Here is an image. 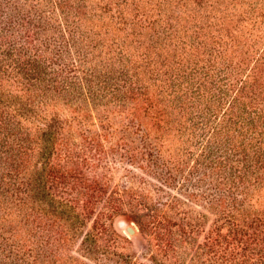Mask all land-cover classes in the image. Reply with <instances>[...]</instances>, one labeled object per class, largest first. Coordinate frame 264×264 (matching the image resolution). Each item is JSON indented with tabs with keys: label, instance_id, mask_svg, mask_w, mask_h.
Returning <instances> with one entry per match:
<instances>
[{
	"label": "trees",
	"instance_id": "16d2710c",
	"mask_svg": "<svg viewBox=\"0 0 264 264\" xmlns=\"http://www.w3.org/2000/svg\"><path fill=\"white\" fill-rule=\"evenodd\" d=\"M255 4L0 0V264H87L60 248L81 237L90 260L128 215L157 251L188 250L180 242L207 224L191 205L215 218L188 264H264V32L245 37L264 17ZM121 164L143 177L124 169L104 229L83 232Z\"/></svg>",
	"mask_w": 264,
	"mask_h": 264
},
{
	"label": "rangeland",
	"instance_id": "374dc122",
	"mask_svg": "<svg viewBox=\"0 0 264 264\" xmlns=\"http://www.w3.org/2000/svg\"><path fill=\"white\" fill-rule=\"evenodd\" d=\"M256 2L255 4V15L257 14L262 15L264 13V0H254ZM262 20V23L261 21ZM260 21V22H258ZM248 31L245 35V37L249 36V33H252L253 36L260 34L261 32H264V17H258L257 16V24L255 28L251 30V26H247ZM240 40L244 41L243 39L240 38ZM264 39L262 38V41ZM259 43V41L257 42ZM261 43V41H260ZM261 48L264 47L263 45H260ZM260 48V49H261ZM119 120V117L114 118L113 122H117ZM114 170L108 174V179H103L102 187H104L105 192L104 194L100 195L101 199L96 198L92 200L93 203H91V206L95 208V212L91 216V220H89L88 224L86 227H84V231L92 228V232L96 233L93 230V221H97V225L95 227L96 231H102L104 228L102 227V224H100V217L102 218L101 214L104 212V208L102 206L106 202V199L108 198V195H111L113 190H115V186L119 185L120 182L123 179V176L125 174V170L130 167L121 164L120 166H113ZM134 173L140 175L143 177L140 171H138L135 168L130 169ZM149 181H152L150 179H147ZM84 186V185H83ZM70 193V192H69ZM73 197V196H71ZM264 200V198L262 199ZM192 208L195 209L198 213L205 214L207 216V224L200 229V231L192 238V240L188 239H183L180 243H182L183 246H186V249L188 250H175L172 251V249H162L161 251H157L152 240L150 237L149 233L147 230H145V226L140 222L137 221L136 219L132 218L130 215L122 217V218H117L114 222V228L118 233L119 238L111 237V235L108 232H103L102 234L99 235V238L97 239V245L98 248L90 258V260L82 259L77 253L79 250L78 246L81 240V237H77L74 241H71L69 244H67L65 247H61L62 251L64 252V255L70 254L73 255L74 257L80 258L87 264H122V260L124 258H128V260L132 261L131 263L134 264H188L190 259L193 256V253L196 249V245L199 243L203 242V237L204 234L207 231L208 225L214 220L215 216L206 211L203 207H194L191 205ZM188 209V208H186ZM108 210V209H106ZM105 210V211H106ZM195 214V213H194ZM103 219V218H102ZM106 223V221H105ZM179 223V221H178ZM42 225V224H41ZM108 225V223L106 224ZM127 226H131L135 230V234L133 236L129 235L126 231L125 228ZM42 227H46V224H43ZM60 232V230H58ZM53 235L58 237L56 233ZM79 236V235H78ZM187 242L190 244H185ZM91 247V246H90ZM95 247H91V249ZM128 256V257H127ZM194 261L193 263L195 264H218L217 263V256H215V253H203L199 255L197 259L193 258Z\"/></svg>",
	"mask_w": 264,
	"mask_h": 264
},
{
	"label": "water",
	"instance_id": "95a60500",
	"mask_svg": "<svg viewBox=\"0 0 264 264\" xmlns=\"http://www.w3.org/2000/svg\"><path fill=\"white\" fill-rule=\"evenodd\" d=\"M125 231L131 236H133L135 234V230L131 226H127L125 228Z\"/></svg>",
	"mask_w": 264,
	"mask_h": 264
}]
</instances>
